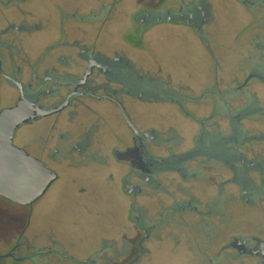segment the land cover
<instances>
[{
  "label": "flooded vegetation",
  "instance_id": "1",
  "mask_svg": "<svg viewBox=\"0 0 264 264\" xmlns=\"http://www.w3.org/2000/svg\"><path fill=\"white\" fill-rule=\"evenodd\" d=\"M151 1L0 0V112L22 94L52 110L22 125L14 140L25 131L23 139L14 143L57 175L33 204L13 203L26 212L28 235L15 232L0 258L148 264L169 249L185 264H264L261 234L224 232L209 241L205 260V235L192 233L205 234V204L211 214L228 201L242 222L264 212V104L251 89L256 84L264 94V46L252 33L239 40L250 63L233 68L228 57L237 48H227L226 35L218 50L205 38V0L142 8ZM170 34L195 44L191 59L157 49ZM205 50L217 91L202 86ZM228 80L243 106H227V131L212 123L217 110L206 117L198 111L206 97L226 103L220 85ZM188 120L195 127L187 138L181 127ZM248 121L253 136L242 127ZM205 168L214 170L205 177ZM205 184L215 193L207 203ZM42 200L61 207L63 232L34 227Z\"/></svg>",
  "mask_w": 264,
  "mask_h": 264
},
{
  "label": "rangeland",
  "instance_id": "2",
  "mask_svg": "<svg viewBox=\"0 0 264 264\" xmlns=\"http://www.w3.org/2000/svg\"><path fill=\"white\" fill-rule=\"evenodd\" d=\"M95 1V0H94ZM160 1L162 0H153L150 3L143 4L145 7L142 8H156L160 5ZM208 6L209 13V21L205 24V38L210 43L211 48L218 50L219 48V40H221L224 34L226 35V44L227 48H237L235 53H233L230 57H228V62L231 67L235 68L239 66V64H247L250 63L245 58L246 55L242 57V52H239V48L237 47L240 44L241 39L244 37L251 36L255 37L258 45L261 47L264 46V4L255 7L252 5V8H247L242 2L238 0H205ZM137 4V2H131L130 13L135 12V8L133 5ZM173 3L169 2L168 6H172ZM133 19H131L130 27L131 31L134 27L132 23ZM161 28V27H160ZM159 28V30H160ZM242 33V34H241ZM169 34V33H168ZM158 50L165 52L171 56L174 55H183L186 57L189 56L191 59V51L195 50V44H188L180 41L179 39L173 37V34H170L166 40H162L159 43ZM243 51V50H242ZM260 51L256 50V46H254L252 53L258 54ZM205 50V81H203V87H210L217 91V87L215 83H213L211 68L213 67L212 58H210L209 63L207 62ZM218 57V54H217ZM194 59V64H197ZM256 59H254L255 61ZM255 64V63H254ZM232 68V70H233ZM231 70V71H232ZM208 75V76H206ZM192 83L196 94L200 93L202 86L201 82L193 81ZM230 81H226L225 85H220L221 89L229 86ZM252 91L256 92L257 97L255 98L259 104H264V94L261 89L253 84L251 86ZM199 91V92H198ZM226 94V103L222 98L216 96L217 98H205V110H199L200 114H204L205 117L209 116L213 110H217V115L215 116L212 123H216L219 125L218 127L221 130H229L228 129V108L230 106L231 109L235 107L243 106V104L238 100L234 94L229 92L228 88L225 90ZM252 103L254 99L250 100ZM3 102H1L2 104ZM195 127V123L188 120L181 127L183 134L188 138L191 133L192 128ZM214 127V126H212ZM244 132L247 136H253L255 134V124L253 122H246L243 126ZM218 130V128H216ZM211 132L216 131L215 128H211ZM196 132V131H195ZM25 131H22L15 138L14 142L19 144L22 139ZM206 165V164H205ZM196 166V165H195ZM213 168H205V177H207V172H213ZM208 190L206 189L205 184V203L209 200H213L214 194H208ZM229 194H224V198L228 197ZM212 198V199H210ZM224 201V200H223ZM228 202V201H227ZM227 202H222L219 208H216L212 211L211 214L208 212V207L205 204V234L197 233V228L194 227V231L192 232L194 235H205V260L207 257L206 251L209 246V241L213 238L215 239L218 235L224 234L227 231H240L239 233H257L264 236V212H259L255 214L248 215L243 222L238 219L237 211H234L232 208L234 206L227 204ZM154 211H152L153 214ZM26 212L23 209L18 208L12 202H7L0 197V252H8L9 247L13 243V237L15 232H17L19 238L24 239L27 237L28 232L26 231V221H25ZM62 209L55 200H42L38 202L35 206V217H34V227L52 224L57 227L60 232H63V228L61 226L62 220ZM196 222V221H195ZM194 222V223H195ZM191 233V234H192ZM170 247V245H168ZM72 251V249H71ZM73 255L75 254L74 250L71 252ZM210 254H214L211 253ZM78 257V256H77ZM148 264H185L184 259L181 255L173 256L169 249H165L162 252H159L156 255H152L151 258L148 259ZM60 264H81L76 263L70 260H62ZM54 261L44 262V260L40 259L39 264H52ZM0 264H34L29 260H20L16 261L11 258H0Z\"/></svg>",
  "mask_w": 264,
  "mask_h": 264
},
{
  "label": "water",
  "instance_id": "3",
  "mask_svg": "<svg viewBox=\"0 0 264 264\" xmlns=\"http://www.w3.org/2000/svg\"><path fill=\"white\" fill-rule=\"evenodd\" d=\"M52 110L37 106L22 94L18 103L0 112V197L22 207L40 199L57 175L14 143L17 130Z\"/></svg>",
  "mask_w": 264,
  "mask_h": 264
}]
</instances>
